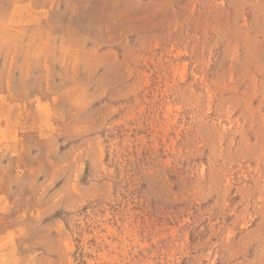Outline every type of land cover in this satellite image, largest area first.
<instances>
[{"label": "rangeland", "instance_id": "obj_1", "mask_svg": "<svg viewBox=\"0 0 264 264\" xmlns=\"http://www.w3.org/2000/svg\"><path fill=\"white\" fill-rule=\"evenodd\" d=\"M0 264H264V0H0Z\"/></svg>", "mask_w": 264, "mask_h": 264}]
</instances>
